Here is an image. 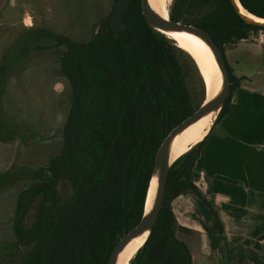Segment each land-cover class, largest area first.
Listing matches in <instances>:
<instances>
[{"label":"trees","instance_id":"obj_1","mask_svg":"<svg viewBox=\"0 0 264 264\" xmlns=\"http://www.w3.org/2000/svg\"><path fill=\"white\" fill-rule=\"evenodd\" d=\"M118 1L88 42L39 31L65 49L60 68L71 89V105L59 154L36 171L37 180L18 195L11 248L13 253L26 252L12 264H108L120 240L144 215L161 144L204 101L205 85L194 61L146 24L140 0L130 1L124 27L114 36L111 19ZM238 1L246 12L264 19V0ZM168 14L173 22L206 31L223 54L252 33H264V27L246 23L231 0H173ZM185 60L200 81V101L194 99ZM228 71L230 92L212 127L228 114L239 86L240 79ZM3 73L1 68L0 80ZM205 139L171 165L156 224L129 264H192L187 244L178 238L188 229L178 225L171 206L181 195L197 198L222 235L216 211L194 183ZM8 182L7 174L0 175V188ZM60 186L70 192L64 200ZM33 207L34 220L26 228Z\"/></svg>","mask_w":264,"mask_h":264},{"label":"rangeland","instance_id":"obj_2","mask_svg":"<svg viewBox=\"0 0 264 264\" xmlns=\"http://www.w3.org/2000/svg\"><path fill=\"white\" fill-rule=\"evenodd\" d=\"M172 1L167 0V14ZM113 6L114 0H0V69L4 68L0 80V127L4 135L0 140V175L9 178L0 188V264L17 262L26 252L21 249L13 253L11 248L17 198L37 180L34 173L59 154L71 105V89L60 68L65 49L41 37L39 31L88 42L112 15ZM255 42L264 45V33H252L240 46L225 49L227 67L242 82L264 77V50L260 44L254 49ZM38 46L42 49L36 50ZM185 62L194 99L200 101V81L191 63ZM58 192L62 200L70 194L63 186ZM34 214L33 207L25 220L26 228L33 223ZM220 225L223 230L224 225ZM227 232L232 238L235 235L233 230ZM216 236L220 244L222 235L216 232ZM256 248L264 256V244Z\"/></svg>","mask_w":264,"mask_h":264},{"label":"crops","instance_id":"obj_3","mask_svg":"<svg viewBox=\"0 0 264 264\" xmlns=\"http://www.w3.org/2000/svg\"><path fill=\"white\" fill-rule=\"evenodd\" d=\"M252 44L264 50L261 42ZM239 79L230 110L206 136L194 171L195 185L224 225L222 242H216L197 198L181 195L171 204L178 225L188 229L178 238L187 244L192 264H264L256 248L264 244V77ZM226 229L234 231L233 238Z\"/></svg>","mask_w":264,"mask_h":264},{"label":"water","instance_id":"obj_4","mask_svg":"<svg viewBox=\"0 0 264 264\" xmlns=\"http://www.w3.org/2000/svg\"><path fill=\"white\" fill-rule=\"evenodd\" d=\"M130 1L131 0H119L117 3V10L111 19V28L113 30L115 37L118 36L119 31L124 27L123 18L128 10ZM231 2L234 8L237 10L239 15L243 18V20L246 23L258 27H264L263 18L256 17L262 21L252 20L246 14L241 12L240 8L241 9L243 8L238 0H231ZM140 5H141V13L145 19L146 24L154 31L164 34L168 39L169 37L166 35V32H188L201 38L211 48L216 63L222 74V90L216 97H214L210 101H206L207 99L205 98L201 106L197 109V111L191 117L187 118L176 128H174L169 133V135L164 139L163 143L161 144L157 152L156 160H155V170L151 178L152 181L153 177L155 175L157 176V189H156V194L154 197L152 208L149 211V213L145 214L144 212V215L141 221L139 222V224L129 234H127L125 237H123L120 240V242L112 252L108 264H116L118 255L121 253V251L124 249V247L127 245V243L130 240H132L133 238L137 237L138 235L146 231H148L149 233L155 226L160 210L163 207V198L165 194V187H166L169 169L174 162L173 161L172 163H170V155H169V148L174 137L178 133L186 129L188 126L201 119L203 116L212 112L218 113L228 97L231 86L230 74L226 65L224 54L222 50L218 47L216 42L213 40V38L206 31L181 22H173L169 19V14L167 18H163L159 16L150 9L148 0H140ZM246 13L249 14L248 12ZM200 75L203 78L201 73ZM203 82L205 84L206 95H207V87L204 78H203ZM151 181L149 183V188ZM147 197H148V193H147Z\"/></svg>","mask_w":264,"mask_h":264},{"label":"bare ground","instance_id":"obj_5","mask_svg":"<svg viewBox=\"0 0 264 264\" xmlns=\"http://www.w3.org/2000/svg\"><path fill=\"white\" fill-rule=\"evenodd\" d=\"M148 4L154 13L163 18H167V0H148ZM240 10L250 19L262 21L247 14L243 9L240 8ZM166 35L179 49L185 51L192 58L202 74L207 87V95L205 89L206 101H210L216 97L222 90V74L211 48L201 38L188 32H166ZM216 115L217 112H212L203 116L174 137L169 148L170 163L190 151L209 134ZM156 189L157 176L155 175L148 191V197L144 207L145 214L149 213L152 208ZM148 234V231H146L130 240L118 255L116 264H129L131 259H133L145 243Z\"/></svg>","mask_w":264,"mask_h":264}]
</instances>
